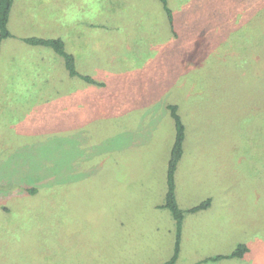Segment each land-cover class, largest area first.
<instances>
[{
  "label": "rangeland",
  "instance_id": "rangeland-1",
  "mask_svg": "<svg viewBox=\"0 0 264 264\" xmlns=\"http://www.w3.org/2000/svg\"><path fill=\"white\" fill-rule=\"evenodd\" d=\"M21 3L0 47V264L165 261L169 103L177 204L211 200L181 246L264 264V0H168L173 30L160 0ZM17 35L61 38L104 86Z\"/></svg>",
  "mask_w": 264,
  "mask_h": 264
},
{
  "label": "trees",
  "instance_id": "trees-1",
  "mask_svg": "<svg viewBox=\"0 0 264 264\" xmlns=\"http://www.w3.org/2000/svg\"><path fill=\"white\" fill-rule=\"evenodd\" d=\"M13 0H0V44L1 41L8 36H10V32L7 28L9 12L12 5ZM161 5L164 9L165 14L168 17L169 25L171 30L174 29L173 26V13L168 5V0H160ZM25 41L29 44L33 45H47L51 47L55 53L60 55L64 61V67L67 70L69 76L71 78L78 77L81 79L82 82L97 85V86H104V82H100L95 80L92 76H88L83 73H79L76 70V62L75 56L72 53H69L65 49V43L61 38H36L30 37L26 38ZM251 41V39H250ZM252 44V43H249ZM166 108L169 111V115L173 121L174 125V137L170 147L168 159H167V166L165 172V194L163 203L159 205L160 208H166L169 213L171 214L174 223H175V240H174V247L173 253L170 259L161 263V264H175V260L178 256L179 249H180V235H181V228L184 218V210L181 209L176 201V194H175V172L177 170L178 164L184 154V144L186 139V128L185 124L182 120V117L179 113V107L177 104L169 103L166 105ZM33 189H30L29 192H33ZM211 203L210 198H207L201 201L194 207L188 209V211L195 212L200 209H204L209 206ZM248 251V246L245 243H240L236 246L235 249L227 256L217 255L210 258V260H219L224 257H238L241 258L244 254Z\"/></svg>",
  "mask_w": 264,
  "mask_h": 264
},
{
  "label": "crops",
  "instance_id": "crops-1",
  "mask_svg": "<svg viewBox=\"0 0 264 264\" xmlns=\"http://www.w3.org/2000/svg\"><path fill=\"white\" fill-rule=\"evenodd\" d=\"M14 1L15 0H13V2H12V5L11 6H13V11H15V9L17 8V7H19L20 6V4H22L21 3V1L22 0H18V3L16 4H14ZM17 1V0H16ZM14 4V5H13ZM10 10H11V8H10ZM9 15H10V12H9ZM8 23H9V18H8ZM8 23H7V28H8V31L10 32V36H8L7 38H11V36H12V32L9 30V27H8ZM18 37H22V39L25 41V39L26 38H30V37H36V38H45V39H51V38H46V37H39V36H23V35H17ZM6 38V39H7ZM13 38V37H12ZM52 38H55V37H52ZM5 40V39H4ZM2 42V41H1ZM26 42V41H25ZM40 46H45V47H49V46H47V45H40ZM76 46V48H77V45H75ZM75 46H73V47H71L74 51H77V49L75 50L74 49V47ZM0 47H1V44H0ZM49 48H51V47H49ZM52 49V48H51ZM53 50V49H52ZM54 51V50H53ZM67 51V50H66ZM69 52V51H68ZM69 53H71V52H69ZM73 54V53H72ZM74 55V54H73ZM199 204V203H198ZM197 205V204H196ZM196 205H194V206H196ZM194 206H192V207H194ZM210 206V205H209ZM208 206V207H209ZM191 208V207H190ZM190 208H186V209H183L185 212H184V218H183V223H182V228H181V235H180V249H179V253H178V256H177V258H176V260H175V264H178V263H182L183 261L185 262L186 261V263L185 264H219V262L221 261V260H227L228 258H231L232 259V257H224V258H221V259H219V260H210V258L211 257H213V256H217V255H222V256H227V255H229L231 252H232V250H231V252H227L226 254L225 253H221V252H213V251H211V249L210 248H208V247H206L205 249H204V247H200V249L199 250H197V247H195V246H192V244L191 243H188V245H190L188 248H186V247H184L183 248V246H181V241H183L184 242V239H185V237H186V239H188V236H187V233H186V226H188V219H190L191 217H194V215H197L198 213H203L204 211H206L207 209L205 208L204 210L203 209H200V210H198V211H195V212H191V211H188V209H190ZM189 215H191L189 218H188V216ZM172 229V236H173V247H174V240H175V223H174V226H173V228H171ZM166 247H167V251L165 252V255H163V257L164 256H167L166 257V259H165V261H167L168 259H170V257L172 256V253H173V247H172V251L169 253V249H168V246L166 245ZM184 249H189L190 251H188V254L184 251ZM191 250H193V251H191ZM160 251V250H159ZM193 252H195L194 254H192ZM197 252V253H196ZM156 254H158V253H156V252H154V253H151V254H148V256L150 255L151 257H155L156 256ZM165 261H163V262H165ZM162 262V263H163ZM161 264V263H160Z\"/></svg>",
  "mask_w": 264,
  "mask_h": 264
}]
</instances>
